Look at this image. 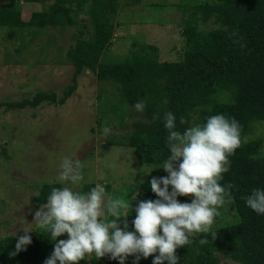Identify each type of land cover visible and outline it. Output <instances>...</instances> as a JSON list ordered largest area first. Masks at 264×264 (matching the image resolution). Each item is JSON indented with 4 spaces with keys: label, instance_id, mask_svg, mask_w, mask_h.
<instances>
[{
    "label": "trees",
    "instance_id": "trees-1",
    "mask_svg": "<svg viewBox=\"0 0 264 264\" xmlns=\"http://www.w3.org/2000/svg\"><path fill=\"white\" fill-rule=\"evenodd\" d=\"M121 4L122 0H53L34 12L33 26L37 28L81 26L69 50L74 66L72 81L62 97L40 91L30 99L6 105L63 104L76 89L77 77L85 68L99 80L114 83L122 99L135 112V103L141 99L146 101L144 112H137L140 118L133 121L125 138L111 141L113 145L129 146L139 163L152 165L151 172L141 183L138 200L131 203V211H128V231H135L132 221L138 202L159 198L151 190V178L169 175L159 167L170 154L163 114L171 111L181 131L193 122H206V117L216 114L235 118L242 126V143L229 157L230 170L223 173L219 181L222 185H233L231 199L225 200L233 216L226 224L190 237V243L178 247L176 255L178 264H220L225 259L234 264H264V214L252 210L244 199L252 189H264L263 139L247 136L253 130L252 122L264 121V0H210L189 5L188 18L184 19L180 30L185 42L180 59L161 61L157 47L150 45L147 49H130L120 61L101 62L100 56L113 34V13ZM79 16L86 17L87 21L80 22ZM211 18L216 26L204 29L202 25ZM0 26L8 30V35L26 27L20 12L8 3H0ZM234 40L239 42L234 43ZM156 113H160L161 118L153 120ZM181 116L188 120L187 125L180 124ZM244 134L247 140L243 139ZM53 188H61V184L45 183L36 196L37 203H46ZM171 188L170 185L169 191ZM177 199L185 203L194 196L181 195ZM63 237L65 234L53 240L44 229L38 228L31 236V243L19 251L16 244L20 236L2 237L0 264H44ZM201 239L206 242L201 244ZM156 255L158 252L147 258L141 255L138 262L135 255H129L124 264H153ZM79 263L84 264V259ZM90 264L120 262L106 254L103 261L91 259Z\"/></svg>",
    "mask_w": 264,
    "mask_h": 264
},
{
    "label": "rangeland",
    "instance_id": "rangeland-1",
    "mask_svg": "<svg viewBox=\"0 0 264 264\" xmlns=\"http://www.w3.org/2000/svg\"><path fill=\"white\" fill-rule=\"evenodd\" d=\"M52 1L0 0L14 5L26 26L9 35L0 26V238L21 237L24 230H30V236L36 234L40 227L35 213L41 205L36 196L45 183L57 182L61 188L67 186L81 193L97 184L104 186L101 219H113L107 214V204L114 198L136 202L141 183L152 169L149 163H139L129 146L111 143L123 140L140 114L122 99L114 83L99 80L87 68L78 75L76 89L63 104L6 105L30 99L40 91L62 97L72 81L74 66L69 50L81 26H33L34 12ZM209 1L122 0L113 13V34L100 61L117 62L130 49H147L150 45L157 47L161 61L180 59L185 48L180 30L188 18V6ZM79 21L87 18L79 16ZM214 26L213 18L202 25L204 29ZM104 127L110 129L107 137ZM250 128L253 130L247 136L263 139L264 155V121H254ZM247 136L244 134L243 139ZM65 157L80 161L84 179L79 185L60 182V165ZM218 211L210 229L226 224L233 216L226 202ZM123 220L118 221L121 228ZM64 234L63 240L68 239ZM91 259L103 261L105 256L86 254L84 264H90ZM220 264L234 262L225 259Z\"/></svg>",
    "mask_w": 264,
    "mask_h": 264
},
{
    "label": "clouds",
    "instance_id": "clouds-1",
    "mask_svg": "<svg viewBox=\"0 0 264 264\" xmlns=\"http://www.w3.org/2000/svg\"><path fill=\"white\" fill-rule=\"evenodd\" d=\"M238 42L234 40V43ZM134 107L143 113L146 101L141 99ZM160 118V113L153 115V120ZM205 121L193 122L181 131L171 111L163 114L170 154L159 167L169 175L151 178V190L159 198L138 202L132 221L135 231L127 230L125 210L131 211L132 205L123 198H114L106 206L108 216L113 219H101L104 186L97 184L87 193L67 186L53 188L47 203L41 204L36 211L35 221L53 240L64 233L68 239L55 244L52 255L44 264H57V261L59 264H78L86 254L92 253L97 257L110 254L111 259H119L120 264H124L129 255H135L138 262L141 255L147 258L157 252L153 264H164V261L178 264L176 249L190 243V237L195 234L207 233L219 215V207L226 199H231L233 185H222L219 181L223 179L222 174L230 170L229 157L242 143V126L235 118L221 113L208 116ZM179 122L182 125L189 123L183 116ZM103 133L107 137L110 129L104 127ZM176 162H179L178 167ZM60 168L61 183L70 182L75 186L84 179L79 160L65 157ZM181 195H192L194 199L190 203H181L177 199ZM244 199L248 207L264 214V189H252ZM122 217L123 228L118 224ZM24 231L25 235L16 244L17 251L31 243L30 230ZM205 242L200 240L201 244Z\"/></svg>",
    "mask_w": 264,
    "mask_h": 264
}]
</instances>
